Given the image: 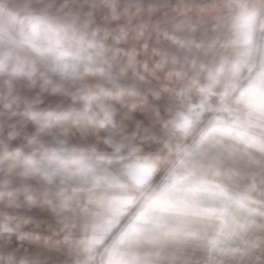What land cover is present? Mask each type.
I'll use <instances>...</instances> for the list:
<instances>
[{"label": "crops", "instance_id": "1", "mask_svg": "<svg viewBox=\"0 0 264 264\" xmlns=\"http://www.w3.org/2000/svg\"><path fill=\"white\" fill-rule=\"evenodd\" d=\"M237 6V0H0V264H96L102 248L106 264L115 230L96 243L91 218L103 195L93 185L104 173L64 161L76 150L116 175L142 155L156 164L158 183L191 142L170 138L178 111L199 103L201 88L229 99L231 74L212 84L209 71L218 57L236 55L224 29ZM39 17L78 53L67 67L25 44ZM220 97L211 98L214 107ZM220 145L195 166L247 198L242 219L229 215L232 232L217 243L188 233L125 242L114 258L119 264H264V136L253 128L246 143Z\"/></svg>", "mask_w": 264, "mask_h": 264}, {"label": "snow or ice", "instance_id": "2", "mask_svg": "<svg viewBox=\"0 0 264 264\" xmlns=\"http://www.w3.org/2000/svg\"><path fill=\"white\" fill-rule=\"evenodd\" d=\"M237 4L224 29L233 37L230 43L236 47V55L218 57L209 71L212 84L219 83L224 73L231 74L225 85L229 99L213 92L211 86L201 88L206 95L199 103L178 111L172 121L177 131L170 138L179 143L181 137H190L191 142L180 163L168 168L158 183L154 182L156 164L142 155L116 175L104 172L101 165L76 150L64 161L81 172L95 166L98 173H104L93 185V190L103 195L91 218L100 236L96 243L115 230L106 264H119L114 258L123 253L120 245L125 242L142 244L152 238L167 242L172 233L207 234L217 243L232 232L229 215L242 219L241 214L247 211L246 197L209 179L195 166L222 147L221 140L246 143L253 128L264 136V32L257 38L258 27L264 30V0H237ZM24 42L36 54L52 57L64 67L68 58L78 55L60 29L43 17L31 22ZM216 97L220 99L214 107L217 101L211 98ZM206 114L211 118L202 125ZM260 215L264 217V212Z\"/></svg>", "mask_w": 264, "mask_h": 264}, {"label": "built area", "instance_id": "3", "mask_svg": "<svg viewBox=\"0 0 264 264\" xmlns=\"http://www.w3.org/2000/svg\"><path fill=\"white\" fill-rule=\"evenodd\" d=\"M193 104H196V102H193ZM106 248H102L98 253H97V263L96 264H104L103 263V255L105 252Z\"/></svg>", "mask_w": 264, "mask_h": 264}]
</instances>
